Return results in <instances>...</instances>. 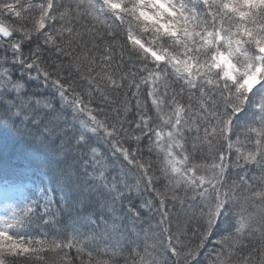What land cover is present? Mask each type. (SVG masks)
Instances as JSON below:
<instances>
[{
	"label": "snow or ice",
	"instance_id": "1",
	"mask_svg": "<svg viewBox=\"0 0 264 264\" xmlns=\"http://www.w3.org/2000/svg\"><path fill=\"white\" fill-rule=\"evenodd\" d=\"M0 264H264V0H0Z\"/></svg>",
	"mask_w": 264,
	"mask_h": 264
}]
</instances>
